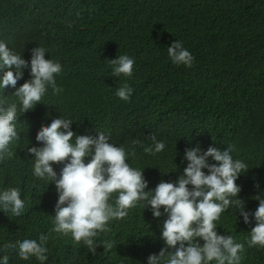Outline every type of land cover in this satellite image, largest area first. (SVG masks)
<instances>
[{
	"label": "trees",
	"instance_id": "1",
	"mask_svg": "<svg viewBox=\"0 0 264 264\" xmlns=\"http://www.w3.org/2000/svg\"><path fill=\"white\" fill-rule=\"evenodd\" d=\"M0 40L26 60L33 47H45L46 58L63 66L56 80L64 89L60 95L49 90L27 113L18 109L19 139L0 160V190L20 188L26 211L19 218L0 213V245L46 233V264H147L163 247V218L142 205L109 222V231L95 238V253L70 234L51 232L58 193L33 175L27 148L41 147L37 133L59 115L74 121L77 134L103 131L125 147L138 141L128 162L145 168L149 189L178 178L186 166L185 148L199 144L223 151L233 145V158L248 165L236 181L238 198L247 210L257 207L252 197L264 190V0H0ZM175 40L194 56L192 67L169 60L165 47ZM121 54L135 60L131 77L111 74L109 60ZM29 78L25 71L17 86ZM124 84L133 89L127 102L114 95ZM13 91L0 89V101L17 102ZM152 135L166 142L155 156L143 151ZM252 226L238 221L231 206L217 231L245 245L241 264H264V248L246 243ZM7 254L10 264H39L34 257L24 261Z\"/></svg>",
	"mask_w": 264,
	"mask_h": 264
},
{
	"label": "clouds",
	"instance_id": "2",
	"mask_svg": "<svg viewBox=\"0 0 264 264\" xmlns=\"http://www.w3.org/2000/svg\"><path fill=\"white\" fill-rule=\"evenodd\" d=\"M47 52L43 46L33 47L26 60L0 40V89H14L12 95L17 101H0V160L11 155L8 146L19 139L15 124L18 109L27 113L42 103L49 90L53 95L64 91L56 80L63 66L46 58ZM165 52L174 65L190 68L194 63V56L182 41L175 40L165 47ZM109 63L112 76H132L135 60L129 55L121 54ZM25 71L30 78L17 86ZM132 92L124 84L114 95L127 102ZM73 123L61 115L51 118L37 133L36 143L41 147L27 148V154L34 158L33 175L48 182V187L54 184L58 193L51 232L70 234L75 243H83L95 253V238L109 231V222L123 220L130 209L142 205L154 218H163L158 225L163 247L158 254L147 257V264H241L245 245L232 235L217 231L221 215L235 206L238 221L242 218L245 225L254 222L246 238L247 246L264 248V190L252 197L258 201L255 210H247L246 201L238 198L241 187L236 181L247 173L248 165L233 158V145L223 151L215 146L204 150L199 144L185 148L181 163L186 162V166L178 178L162 179L149 189L145 168L132 167L128 162L135 155L138 141L128 147L118 146L111 143L110 133L77 134L72 130ZM165 149L166 142L152 135L151 144L143 151L155 156ZM56 164L62 165L59 173L54 170ZM25 211L20 188L0 190V213L19 218ZM48 240L49 235L41 233L38 239L0 245V252L5 253L0 256V264H10L9 252L24 261L34 257L39 264H46ZM106 247L111 248L112 244L109 242Z\"/></svg>",
	"mask_w": 264,
	"mask_h": 264
}]
</instances>
